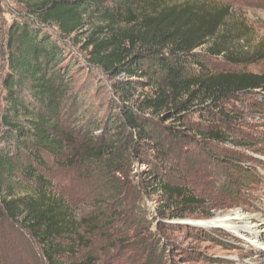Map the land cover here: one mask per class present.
I'll list each match as a JSON object with an SVG mask.
<instances>
[{
	"label": "trees",
	"instance_id": "1",
	"mask_svg": "<svg viewBox=\"0 0 264 264\" xmlns=\"http://www.w3.org/2000/svg\"><path fill=\"white\" fill-rule=\"evenodd\" d=\"M14 2L25 17L5 32L9 71L0 113V204L11 221L41 245L48 264H94V257L85 258L82 251L92 248L84 231H90L95 221L80 219L43 173L50 166L47 157L54 165H63L64 105L71 98L72 80L71 64L45 28L57 27L67 39L92 26L84 49L93 65L119 78L116 88L121 96L129 101L137 85L151 90L123 110L121 133L129 130L127 140H135L134 131L146 143L161 138L160 134L176 139L173 130L187 121V115L230 122L224 108L232 100L254 92L264 95V73L213 72L203 62L219 58L227 66L257 63L264 60V43L247 50L244 44L251 38V28L246 21L236 18L230 5L204 0ZM4 24L0 0V36ZM146 112L160 118V123H165V117L177 118L181 124L160 130L143 119L141 114ZM202 124L205 130L199 136L209 143L231 140L224 132L210 129L215 126L211 122ZM117 149L113 145L90 148L86 156L101 163L105 156L120 154ZM111 162L105 166L117 173L120 167L115 170ZM152 189L164 209L175 211L174 218L204 205L188 188L160 178Z\"/></svg>",
	"mask_w": 264,
	"mask_h": 264
},
{
	"label": "rangeland",
	"instance_id": "2",
	"mask_svg": "<svg viewBox=\"0 0 264 264\" xmlns=\"http://www.w3.org/2000/svg\"><path fill=\"white\" fill-rule=\"evenodd\" d=\"M204 1L228 4L236 18L246 21L251 28V38L244 44L247 50L264 43V0ZM1 3L5 24L0 36V113L9 71L5 32L25 17L14 0ZM92 31V26H86L66 39L57 27L45 28L71 64L72 80L71 98L64 105L67 151L60 160L63 165H54L47 157L50 166L43 173L80 219L95 221L90 231H84L92 248L82 255L93 256L94 264H264V95L254 92L232 100L224 108L230 122L197 114L187 115L188 125L178 127L177 118L164 117L165 123H160L152 113H140L160 130L177 125L176 139L163 133L146 143L133 131L135 140H127L130 131L121 133L123 110L151 90L137 85L126 101L116 88L119 78L90 62L84 43ZM203 62L213 72L264 73V60L240 66H227L219 58ZM204 122H211L215 126L210 129L224 132L231 140L223 144L204 140L199 136ZM109 145L120 154L105 156L101 163L86 156L90 148ZM108 161L115 170L120 167L117 173L113 167L107 169ZM158 178L188 188L204 205L174 218L175 211L164 209L152 189ZM240 214L248 218L235 221ZM221 220L242 229L216 224ZM0 264H48L41 245L7 217L1 204Z\"/></svg>",
	"mask_w": 264,
	"mask_h": 264
},
{
	"label": "bare ground",
	"instance_id": "3",
	"mask_svg": "<svg viewBox=\"0 0 264 264\" xmlns=\"http://www.w3.org/2000/svg\"><path fill=\"white\" fill-rule=\"evenodd\" d=\"M237 217H235V221L236 220H238V221H243V220H245V219H247L248 217H245V218H243L242 216H241V214L240 215H236ZM231 220H233V219H231ZM220 223V224H219ZM216 224H218V225H222V226H225L226 228L228 227V228H232L234 231H240L241 229H242V227L240 226V227H234V226H236V224H234L233 222H230V220H225V221H223V220H221V221H217L216 222ZM244 225H245V223H244ZM245 229H247V227H245ZM231 230V229H230ZM250 230H251V228H250ZM246 233V232H245ZM248 235V234H247ZM246 235V236H247ZM249 238H251V237H249ZM253 238V237H252ZM254 239V238H253ZM257 242V241H256Z\"/></svg>",
	"mask_w": 264,
	"mask_h": 264
}]
</instances>
